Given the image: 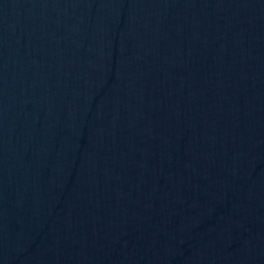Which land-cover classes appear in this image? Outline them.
I'll use <instances>...</instances> for the list:
<instances>
[{"label":"water","instance_id":"obj_1","mask_svg":"<svg viewBox=\"0 0 264 264\" xmlns=\"http://www.w3.org/2000/svg\"><path fill=\"white\" fill-rule=\"evenodd\" d=\"M0 264H264V0H0Z\"/></svg>","mask_w":264,"mask_h":264}]
</instances>
